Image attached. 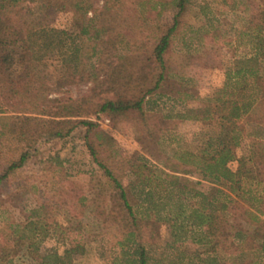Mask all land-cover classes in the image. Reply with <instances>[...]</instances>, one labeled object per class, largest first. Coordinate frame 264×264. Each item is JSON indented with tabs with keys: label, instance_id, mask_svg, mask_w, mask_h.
I'll return each instance as SVG.
<instances>
[{
	"label": "trees",
	"instance_id": "1",
	"mask_svg": "<svg viewBox=\"0 0 264 264\" xmlns=\"http://www.w3.org/2000/svg\"><path fill=\"white\" fill-rule=\"evenodd\" d=\"M102 1L100 7L101 0H0V138L21 145L19 154L0 171V188L28 162L37 142L48 137L65 140L83 129L85 146L104 173L106 190L112 192L117 202L118 214L109 218L115 229L113 245L120 250L113 264H185L179 244L190 236L196 244L207 246L202 253L205 258L196 256L201 264H225L218 257L219 251L231 250L220 247V242L226 245L227 238H232L230 246L242 255L256 251L264 256V221L261 219L264 194L254 195L252 190L254 186H264V166H259L264 159V150L259 157L255 152L248 156L239 154L244 139L240 121L256 112L264 98V92L256 85L264 77V0L244 8L226 2L243 23L242 29L236 28V52L247 45L252 46L255 53L248 58L236 56L234 69H228L219 95L207 99V105L196 108L193 116L174 114L168 117L194 120L204 127L197 152H185L179 157L183 167H195L182 170L184 174L198 172L204 179L228 191L217 188L209 194L193 195L202 199L196 208L195 204L186 202L187 197L181 199L187 192L178 175L180 170L173 166L169 168L172 173L160 170L144 156H139L130 165V183L126 187L103 156L107 132L92 119L106 117L117 122L138 114L145 120V107L151 103L155 105L159 99L172 101V109L185 102L180 95L186 98L189 95L175 90L170 75L174 39L185 26L189 0H158L149 9L148 16L144 10L136 8V5L143 8L140 0ZM29 4L70 14L78 33L70 35L56 28L36 29L30 19ZM169 7L178 9L174 22L171 26L157 24L150 27L152 50L142 59L139 69H122L120 61L114 68L112 75L118 87L115 98L93 102L89 97L40 98L31 92V82L47 78L51 69L63 71L68 81H75L77 77L82 81L92 79L96 68L91 59L102 51L100 47L106 44L105 49L117 48L122 35L128 39L127 31L139 28L140 22L156 19L153 10L158 8V15H161ZM90 12L91 18L88 17ZM211 36L220 40L228 33H220L217 29L206 31L203 39ZM224 44L232 47L231 40ZM151 69L155 71L154 82L148 84L144 71ZM165 83L173 88L168 96L162 92ZM254 86L257 92L252 89L253 93H250ZM258 141L257 137L253 139L254 143ZM235 161L238 168L234 172L229 166ZM174 192L180 193L176 201L170 200ZM137 194L140 196L136 201ZM231 195L236 197V211L243 210L245 219L244 226H236L233 234L225 226V213L229 204L235 203ZM241 202L248 203V207ZM85 207L84 198L71 203L61 201L56 206L52 202L42 203L34 212L33 220L21 225L22 230L19 227L11 230L1 240L0 264H15V259H20L21 264H82L75 257L87 253V242L83 236L73 235L83 233V222L78 219L85 215ZM63 208L70 213V220L60 226L56 216ZM54 226V229L61 227L62 234L64 231L70 233L68 246L63 253L51 250L42 254V242L57 236L51 231ZM196 227H206V230L197 235ZM157 236L166 242L165 252L158 259L152 256ZM236 250L230 251V255L236 254ZM239 264L262 262L249 258Z\"/></svg>",
	"mask_w": 264,
	"mask_h": 264
},
{
	"label": "rangeland",
	"instance_id": "2",
	"mask_svg": "<svg viewBox=\"0 0 264 264\" xmlns=\"http://www.w3.org/2000/svg\"><path fill=\"white\" fill-rule=\"evenodd\" d=\"M140 1L143 8H140V5H136V8L144 10V14L148 16L149 9L153 8L154 2L158 0ZM165 1L171 2L172 0ZM260 1L189 0L188 4L190 5L184 18L185 26L174 39L170 75L172 76L171 85L175 90L179 89L189 95L187 98L183 94L180 95L181 98L186 99L185 102L177 104L172 109V101L162 98L163 95H161L162 99L155 101V105L151 103L145 107V120L138 114H131L117 122H112L106 117L99 120L92 117L107 132V141L103 147L105 161L110 164L126 187L130 183L128 177L130 165L135 163L139 156H144L160 170L172 173L169 171L171 166L180 170L178 175L182 180V186L186 188L185 192H187V195L181 196V199L187 197L186 202L192 206L195 204V208L202 199L193 197V195L199 192L209 194L217 188L228 192L226 188L204 179L198 172L191 175L184 174L182 170L195 167H183L179 157L185 152H197L200 146V133L204 127L200 122L194 120L185 121L168 117L177 114L193 116L196 108L207 105V99H213L219 95L218 92L223 89L226 82L228 69L234 67L236 56L241 58L253 56L255 51L252 46L243 45L236 52V28L242 29L243 23L240 18H237L232 8H228L226 2L233 3L235 7L238 4L239 7L244 8L249 5L254 6ZM102 5L103 1L101 0L99 6ZM27 8L30 11L32 25L36 29L56 28L66 31L70 35L78 33L70 14L43 8L37 4H29ZM158 10L157 8L152 11L155 20H150L147 23L140 22L139 28L127 31L130 44L128 39L122 35L119 40L121 44L117 48L105 49L106 44L100 47L102 51L94 54L91 59L96 68L92 79L82 81L80 77H77L75 81H68L69 79L64 77L63 71L51 69L47 78L35 79L31 82V92L40 98L71 97L77 99L89 97L93 102L115 98L118 87L112 74L118 62H121L122 69L129 70L133 67L139 69L142 59H145L147 53L152 50L153 34L150 27L157 24L171 26L178 12L176 7H169L161 15H158ZM240 14L238 12V15ZM88 17H93V14L90 12ZM216 29L220 33H228V36L220 40L212 36L203 39L206 31ZM228 40L232 41V47L224 44V41ZM97 50L99 51V49ZM152 68L154 67L152 66ZM154 72L153 69L150 72L144 71L148 84L154 82ZM256 85L264 92V77ZM172 86L165 83L162 91L165 96H168L173 90ZM252 89H255L254 93L257 92L254 86L249 90L250 93H253ZM263 102L249 118L240 121L244 137L240 156H248L255 152L259 157L264 150ZM212 107L216 108V104L212 103ZM256 137L259 141L254 143L253 139ZM20 149V144L0 138V171L9 160L19 154ZM259 166H264V159ZM229 167L235 172L238 163L232 162ZM252 190L254 195L264 194V186H259V188L254 186ZM138 194L135 195L136 201L140 196ZM112 195V192L105 188L103 171L93 161L85 146L83 129H78L65 140L49 137L42 139L35 144L30 159L23 168L12 174L0 188V246L1 240L3 241V238L8 236L11 230H16L18 227L22 230L21 225L26 224L28 220H33L34 212L42 203L52 202L56 206L61 201L69 200L71 203L75 199L78 202L84 198L85 215L78 219V222H83V233L81 235L76 233L73 237L81 238L83 236L84 241L87 242L88 250L84 256L76 255L75 258L82 264H113L120 250L113 245L115 229L109 221V218L114 216L113 214H118L117 202ZM167 195L169 197V194ZM231 196L235 203L229 204L225 213L227 218L225 226L233 234L236 232V226H244L245 219L243 210L236 211L235 195ZM245 197L247 196L245 195ZM170 198V200L176 201L180 198V193L174 192ZM242 204L244 207H248V203L243 202ZM243 206L241 205V207ZM261 219L264 221V215ZM56 220L62 226L69 222L70 213L63 208L57 214ZM55 227L51 231L57 236H61L57 238L56 235H53L43 241L40 246L42 254L51 250L63 253L68 246L70 233L64 231V235L60 233L61 227L54 229ZM195 230L197 231L195 234L200 235L206 230V227H196ZM231 241L232 238H227L226 245L220 242V247L224 248L225 246L226 249L231 248V250L219 251L218 260L225 264H239L249 258H254L264 264V256L261 253L255 251L252 254L242 255L230 246ZM154 243L152 256L158 259L165 252L163 249L166 242L157 236ZM206 247L196 244L193 236H190L184 243L179 244V252L183 253L185 264H189L191 261L193 264H201L200 259H197L196 256H201V259L205 258L202 253ZM233 250H236V254L230 255ZM14 263L21 264L22 262L20 259H15ZM25 264H31V262Z\"/></svg>",
	"mask_w": 264,
	"mask_h": 264
}]
</instances>
